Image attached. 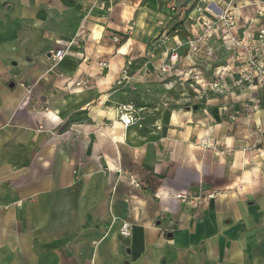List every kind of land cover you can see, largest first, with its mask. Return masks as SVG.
I'll use <instances>...</instances> for the list:
<instances>
[{"label":"crops","instance_id":"0c3cea01","mask_svg":"<svg viewBox=\"0 0 264 264\" xmlns=\"http://www.w3.org/2000/svg\"><path fill=\"white\" fill-rule=\"evenodd\" d=\"M204 5L0 0V264H264V80L234 72L264 0L226 3L232 29Z\"/></svg>","mask_w":264,"mask_h":264},{"label":"built area","instance_id":"2783aa9c","mask_svg":"<svg viewBox=\"0 0 264 264\" xmlns=\"http://www.w3.org/2000/svg\"><path fill=\"white\" fill-rule=\"evenodd\" d=\"M232 2H233V0H206V1L203 0V3H205V5L203 7L198 8L199 14H198L196 21L201 23V26L206 28V29H210L212 26H214V24H216L218 22L224 24V26L227 29L234 28L238 24L239 19L237 17V14L232 12V10H228V7L226 6V3L232 4ZM249 37L252 39L254 38V36H252V35L248 36V38ZM257 38L261 41V43L263 42L262 44H264V29L258 31ZM112 40L114 43L119 42L118 37H113ZM83 44H84V42H79L78 39H74L70 42H60L59 45L61 46V49H59L58 51L51 54L52 62L54 63V65L58 64L59 62H61L63 60L65 55L71 50V48L73 46H77L78 48H82ZM231 47H233V46H228L227 48L230 49ZM176 58H177L176 55H172L169 57V61L174 62L176 60ZM258 58L256 60V54L252 50V53L248 54V56H246V58L244 59L246 61H245V63H243V65L246 66L248 69H255L256 71L261 69V71H262L264 68V48L261 50L260 54L258 55ZM232 59H233L232 61L240 60V58L236 55L233 56ZM98 65L101 67H105L106 62L101 61V62H99ZM220 70H221V73L217 71L216 74L219 75V73H220L222 76L223 75L222 72H225V70L224 69H220ZM161 71L163 73H167L169 70L167 68H161ZM263 74H264V72H263ZM122 75H123L122 76L123 80L127 79V73L126 72H123ZM253 78L257 79L258 82H260V83L263 82V80H264V77L261 74L258 75L257 73L254 74ZM199 83H201V82H199ZM212 86H213V88L214 87L216 88L218 85L216 83H213ZM115 113L117 115L116 117L119 119L118 122L124 128H127L130 125H132L134 118H133V108L131 106H122L121 105L117 108ZM253 147H255V143H254ZM129 182L134 187H136V188L139 187V184L134 179V177H130ZM214 197H215L214 194H208L201 199L203 202H205V201L210 200ZM178 198L187 199V196L186 195H179ZM121 233H122V235L128 234L127 226L122 227Z\"/></svg>","mask_w":264,"mask_h":264},{"label":"rangeland","instance_id":"374dc122","mask_svg":"<svg viewBox=\"0 0 264 264\" xmlns=\"http://www.w3.org/2000/svg\"><path fill=\"white\" fill-rule=\"evenodd\" d=\"M219 23V22H218ZM239 23H240V20H239ZM261 27H259L258 30H263L264 29V19L263 21H261L260 23ZM263 43V42H262ZM264 48V44H262V47L261 48H253V52H255L256 54V60L258 58V55L260 54L261 50ZM259 59V58H258ZM246 60L243 61V63H245ZM246 66L244 65H240L238 68L234 69V72L241 75L243 78H252L254 77V74H258V75H262L264 77V68H263V72L261 71V69H259L258 71H256L255 69H248L247 67L245 68ZM220 72L221 73V70L218 69V70H215L214 72V76H215V80L210 82V83H207V81L205 82L204 80H200L199 82V86H200V89H202L204 92H210V90H213V92L215 93H222L224 90H225V87L223 85V78L225 77L224 74L226 75V71L225 72H222L223 75L221 76V74L219 73V75L216 74V72ZM197 83V82H196ZM213 83H216L218 86L215 88H213L212 84ZM212 86V87H211ZM190 88L192 89L193 86H190ZM199 88V87H197ZM122 106H131L133 108V122H132V125H135V124H138L140 125V128H142L141 126L143 124H146L148 119L146 118V116H139L137 115V112L138 110L136 109V106L134 103H127V104H122ZM117 118V117H116ZM117 121H119V119L117 118ZM131 126V125H130Z\"/></svg>","mask_w":264,"mask_h":264}]
</instances>
